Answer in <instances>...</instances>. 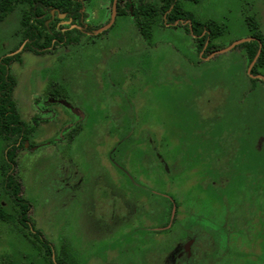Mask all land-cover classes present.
<instances>
[{
	"label": "rangeland",
	"instance_id": "rangeland-1",
	"mask_svg": "<svg viewBox=\"0 0 264 264\" xmlns=\"http://www.w3.org/2000/svg\"><path fill=\"white\" fill-rule=\"evenodd\" d=\"M177 1L201 35L166 24L162 0H142L146 33L126 10L95 34L112 3L84 0L88 35L12 63L19 113L37 121L16 176L62 264H168L190 236L197 251L177 264H264V82L233 46L264 41V0ZM28 9L0 20V56L20 47ZM5 156L0 138V181ZM0 202V264H49L1 189Z\"/></svg>",
	"mask_w": 264,
	"mask_h": 264
},
{
	"label": "trees",
	"instance_id": "trees-1",
	"mask_svg": "<svg viewBox=\"0 0 264 264\" xmlns=\"http://www.w3.org/2000/svg\"><path fill=\"white\" fill-rule=\"evenodd\" d=\"M193 1L197 2L198 0ZM18 2L27 3L29 6L28 13L22 17L23 28L21 32L22 41H25V49L43 55L52 52L58 46L65 47L78 43L82 35L86 34V31L82 29L85 25H88V12L85 10L84 0H0V20H3L12 12ZM130 5L134 6L132 15L136 20V25L139 26L143 33H146V28H141L142 23L146 22L141 20V15H148L154 12L155 9L152 6L143 4L142 0H125V7L120 8L119 13L124 14L126 10L130 13ZM159 10L165 15L166 23L174 24L179 19H189L192 21V30L196 34L201 35L203 32L202 26L204 24L193 20L189 12L182 10L178 6L177 0H162ZM62 14H64V18L60 17ZM48 20H50L49 24H47ZM63 21L67 24H63ZM253 25L251 26L255 28V25ZM148 26L151 27L150 22ZM207 26L218 27L214 21L208 22ZM86 28L89 27L87 26ZM213 34L217 35L216 31H213V33L211 31V35ZM254 35L261 38L258 32H254ZM262 42L263 46L258 54L254 68L256 66H264V41ZM237 46L246 48L250 61L254 59L259 49L256 41H244ZM13 60H20V53L5 54L0 57V138L5 142L6 154L0 189L18 207V222L28 228L30 234L45 247L46 253L51 255L52 244L39 230L30 229V227L34 229L29 216L31 203L23 197L22 183L16 176L17 151L25 147V142L29 140V136L37 126V121L32 124L28 123L21 117L17 108V103L13 96L17 80L12 73L10 65ZM30 146L37 145L31 143ZM172 206L170 205V208ZM169 214H171V211H169ZM0 217L9 218L1 202ZM49 264L60 263L50 258Z\"/></svg>",
	"mask_w": 264,
	"mask_h": 264
},
{
	"label": "flooded vegetation",
	"instance_id": "flooded-vegetation-1",
	"mask_svg": "<svg viewBox=\"0 0 264 264\" xmlns=\"http://www.w3.org/2000/svg\"><path fill=\"white\" fill-rule=\"evenodd\" d=\"M125 2V0H121V1H117V11H116V15L119 13V10H120V8L122 9V8H124L125 7V5H122L121 3L122 2ZM111 8H113V0H112V6H111ZM133 9H134V6L133 5H130L129 6V11H130V13L132 14V11H133ZM62 15H64V14H62ZM111 16H112V9H111ZM111 16H110V19H109V21L111 20ZM133 16V15H132ZM61 17V16H60ZM116 17V16H115ZM62 18V17H61ZM88 20V19H87ZM108 21V22H109ZM68 22V21H67ZM107 22V23H108ZM50 23V20H48L47 21V24H49ZM63 24L65 23V24H67L66 22H62ZM106 23V24H107ZM106 24H104V25H106ZM167 24V23H166ZM104 25H101V26H99L97 29H99V28H101L102 26H104ZM89 27V25H85L84 26V28H82L84 31H86L85 33L86 34H84V35H88V32L89 31H91V30H93L91 27H89V28H86V27ZM82 27V26H81ZM97 29H95L94 30V32L97 30ZM106 30V29H105ZM104 31V30H103ZM100 33V32H99ZM95 34H97V33H95ZM22 36V35H21ZM252 37V39H250V40H248V41H256L257 43H258V45H259V49H258V51L259 50H261V48H262V46H263V40H261V38L260 37H258V36H256V35H252L251 36ZM241 44V43H240ZM238 45V44H237ZM236 45V46H237ZM21 47H22V49H21ZM59 47V46H58ZM61 47H64V46H61ZM65 47H67V46H65ZM18 49H20V50H18ZM18 49H16V51L15 50H13V51H11L10 53H8V54H16V53H20V60H13L12 62H11V70H12V63L14 62V61H17V62H21L22 61V52H24V51H30V50H28V49H25V41H22V43H21V45H20V47L18 48ZM247 51V50H246ZM31 52H33V51H31ZM53 52V51H52ZM34 53V52H33ZM51 53V52H50ZM36 54V53H35ZM46 54H48V53H46ZM46 54H43V55H46ZM3 55H5V54H3ZM36 55H40V54H36ZM2 56V55H1ZM0 56V57H1ZM255 58V57H254ZM256 61H257V59H256ZM256 61L254 62V65L250 68V72H251V74H252V76H254L255 75V77H256V75H262V74H260V72L259 71H254V70H256L254 67H255V63H256ZM251 62V61H250ZM261 67H264V66H261ZM254 72H256V73H254ZM15 76V75H14ZM257 76V79H259V80H262V82H264V80L263 79H261V78H259ZM263 76V75H262ZM17 80V79H16ZM16 87V86H15ZM15 89V88H14ZM14 92V91H13ZM26 142H28V145H26ZM25 142V147H29V148H32V147H34V146H30V144H31V142H29V140L28 141H26ZM37 145V144H36ZM25 147H23V148H25ZM22 149V148H21ZM20 150V149H19ZM18 150V151H19ZM18 151H17V154H18ZM16 159H17V156H16ZM111 160H112V162L117 166V167H119V165H118V163H117V161L116 160H114L113 159V157H111ZM122 169V168H121ZM16 172H17V166H16ZM122 172L123 173H125L126 175H129L128 174V172L125 170V169H122ZM18 178V177H17ZM132 178V177H131ZM19 179V178H18ZM20 180V179H19ZM142 188H144V189H147L146 187H144V186H141ZM173 209H174V207H173ZM173 209H172V216L173 217H175L174 216V212H173ZM175 209H176V207H175ZM34 226V225H33ZM26 228V227H25ZM163 228H165V226H163ZM28 229V228H27ZM30 229L31 230H37L35 227H34V229H32L31 227H30ZM28 231H29V229H28ZM41 232V231H40ZM30 233V232H29ZM34 237V236H33ZM192 236H190V237H188L185 241H182V242H180V243H177V244H175V247H174V249L170 252V260H169V263L168 264H177V261L178 260H180L181 258H183V257H191V259H192V257H193V254H194V252H192V250H193V248L195 247V243H196V238H191ZM35 238V237H34ZM36 239V238H35ZM191 239H192V241H191ZM37 240V239H36ZM191 241V242H190ZM39 242V241H38ZM40 243V242H39ZM41 244V243H40ZM42 245V244H41ZM42 247L44 248V252H45V254H47L46 253V250H45V247L42 245ZM51 249H52V253H51V255H48L49 256V262H50V258H52L54 261H58L57 259H56V256H54V254H53V248L51 247ZM194 250H195V252L197 251V248L195 247L194 248ZM193 250V251H194ZM60 264H62L60 261H58Z\"/></svg>",
	"mask_w": 264,
	"mask_h": 264
},
{
	"label": "water",
	"instance_id": "water-1",
	"mask_svg": "<svg viewBox=\"0 0 264 264\" xmlns=\"http://www.w3.org/2000/svg\"><path fill=\"white\" fill-rule=\"evenodd\" d=\"M117 1H118V0H113V8H112V16H111V20H110L106 25H104V26H102L101 28L97 29V30L95 31V33L102 32L103 30H105V29H107V28H109V27L111 26V24L113 23V21H114V19H115V16H116V11H117ZM250 39H252V37H251V38H243V39H239V40H237V41L233 44V46H234V45H237V44H240V43H242V42H244V41H248V40H250ZM21 49H22V47H21ZM18 50H20V49H18ZM259 52H260V50L258 51L257 55H256L255 58L253 59V63H252V65H254V62L256 61ZM258 77L264 80V76L259 75ZM26 145H28V142H26ZM174 211H175V207H174V209H173V212H174ZM191 241H192V239H191ZM191 241H190V242H191Z\"/></svg>",
	"mask_w": 264,
	"mask_h": 264
}]
</instances>
